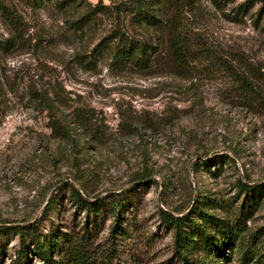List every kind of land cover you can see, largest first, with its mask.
Wrapping results in <instances>:
<instances>
[{"label": "rangeland", "instance_id": "1", "mask_svg": "<svg viewBox=\"0 0 264 264\" xmlns=\"http://www.w3.org/2000/svg\"><path fill=\"white\" fill-rule=\"evenodd\" d=\"M23 9L26 39L8 52L0 47V264H42L36 236L58 241L59 257L70 236L87 231L99 264H183L161 210L202 222V210L233 218L232 205L248 194L239 179L264 181V101L241 95L207 60L197 63L193 82L157 64L119 66L108 51L93 50L104 26L80 36L50 6ZM189 15L210 49L264 65V0H195ZM138 32L166 43L160 30H130ZM41 84L93 109L102 131L96 151L78 127L72 145L55 136L47 112L28 102L29 86ZM146 163L156 172L138 180ZM76 189L90 201L115 193L116 212L110 203L82 201ZM247 223L264 225V204ZM185 229L193 235L191 221ZM204 252L192 240L186 254L193 260ZM224 264H241L238 254Z\"/></svg>", "mask_w": 264, "mask_h": 264}, {"label": "trees", "instance_id": "2", "mask_svg": "<svg viewBox=\"0 0 264 264\" xmlns=\"http://www.w3.org/2000/svg\"><path fill=\"white\" fill-rule=\"evenodd\" d=\"M194 3L195 0H0V16L5 30V33H0V47L8 52L26 39L23 7L36 9L50 6L61 14L67 28L80 33V36L91 29L104 26L107 31L93 50L108 51L119 66L149 67L157 64L160 68L163 66L171 73L186 76L193 82L197 63L207 60L211 65L218 64L220 69L228 73L241 95L251 99V102L257 103L256 98L264 101V65L251 68L248 61L242 62L241 55L234 58L220 50L210 49L187 21ZM134 26L137 30L144 29L147 32L153 29L162 31L165 45L160 47L161 44L154 41L152 34H131L130 30ZM166 34L168 36L165 40ZM208 68L205 66L204 71ZM1 83L0 80V92L4 85ZM27 97L35 109L47 112L55 136L72 145L77 141L75 129L78 127L87 142L97 143L95 151L99 148L102 131L93 109L80 103L75 104L71 97L60 92L54 84L30 85ZM136 122L141 123L136 118L133 120L134 126L138 125ZM90 145L85 143L84 147L90 151ZM74 158H77L76 154ZM87 170H82L84 175ZM155 172L154 166L146 163L136 171L135 177L138 180L145 179ZM239 187L248 194L236 208L232 205L231 219L202 210V219L209 221L206 224L194 218L192 220L186 214L176 215L168 210H161L163 220L174 228L176 250L185 254L186 261L183 264H224L231 261L235 253L241 264H264V225L253 230L247 223L255 209L264 204V181L251 185L248 181L239 179ZM76 193L84 202L110 203L116 212L118 200L115 193L108 196L96 195L95 201L85 198L80 190L76 189ZM110 196L112 201L108 200ZM48 203L50 200L47 205ZM188 221L193 223V235L188 234L185 229ZM93 239V234L88 231L82 235L70 236L59 248L61 252L58 257L55 256L58 241L36 236L35 250L42 259V264H99L93 252L97 250ZM192 240L193 250H205L204 256L195 258L193 255V260L186 254ZM22 256H25L24 250L16 258L21 263Z\"/></svg>", "mask_w": 264, "mask_h": 264}]
</instances>
